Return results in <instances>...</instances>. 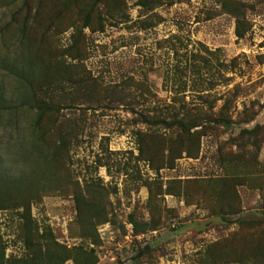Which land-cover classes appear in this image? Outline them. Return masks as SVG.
I'll return each mask as SVG.
<instances>
[{"label": "rangeland", "instance_id": "obj_1", "mask_svg": "<svg viewBox=\"0 0 264 264\" xmlns=\"http://www.w3.org/2000/svg\"><path fill=\"white\" fill-rule=\"evenodd\" d=\"M0 101V264H264V0H0Z\"/></svg>", "mask_w": 264, "mask_h": 264}, {"label": "trees", "instance_id": "obj_2", "mask_svg": "<svg viewBox=\"0 0 264 264\" xmlns=\"http://www.w3.org/2000/svg\"><path fill=\"white\" fill-rule=\"evenodd\" d=\"M5 111V110H12V107L11 106H5V104L4 103H2L1 101H0V111ZM171 122V121H170ZM169 122V123H170ZM172 124H169V125H179L180 127H184V124H183V121L182 120H179V121H177L176 120V118L175 117H173V120H172ZM225 121H223L222 123H224ZM158 123H167L166 122V120H160L159 122H152V124H154V125H157ZM193 127H198L197 125H194Z\"/></svg>", "mask_w": 264, "mask_h": 264}]
</instances>
